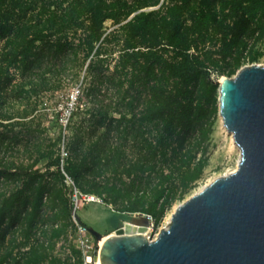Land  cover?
Returning <instances> with one entry per match:
<instances>
[{"label": "trees", "instance_id": "trees-1", "mask_svg": "<svg viewBox=\"0 0 264 264\" xmlns=\"http://www.w3.org/2000/svg\"><path fill=\"white\" fill-rule=\"evenodd\" d=\"M156 6L148 13L143 10ZM107 20L122 24L117 30L124 39L113 33L118 43L123 41L114 65L118 71L124 69L126 59L138 55L135 49L143 46L152 52L157 46L172 47V57L160 56L166 78L159 84L158 97H147L143 110L131 109L130 118L125 112L115 118L88 109L89 118L80 128L85 130L88 122L91 132H102L95 146L85 150L82 163L77 161L80 148L74 144L67 160L51 155L47 170L36 174L45 177L55 168L63 181L66 173L79 191L107 193L103 202H122L120 212L150 214L157 227L173 203L197 187L209 163L218 115V105L210 107L218 85L204 83L211 76L210 68L217 70L221 60L232 57L238 69L262 56L251 53V48L264 38V0H0L1 59L6 65L0 68V81L14 76L11 69L30 78L28 72L36 64L40 69L65 63L80 51L90 57L88 68L96 71L100 62L107 61L100 58L101 47L92 54ZM109 171L114 181H97ZM16 172L0 163V264H35L41 252L33 246L30 262L29 240L46 218L54 221L60 215L55 208L62 202L56 203L57 198L39 186L23 215L17 206L26 209L30 197L23 189L13 193L4 189ZM87 173L94 177L91 190L84 188ZM50 206L53 213L48 214ZM18 230L23 241H7L8 234ZM73 255L81 258V250L74 249Z\"/></svg>", "mask_w": 264, "mask_h": 264}, {"label": "rangeland", "instance_id": "rangeland-1", "mask_svg": "<svg viewBox=\"0 0 264 264\" xmlns=\"http://www.w3.org/2000/svg\"><path fill=\"white\" fill-rule=\"evenodd\" d=\"M158 8L159 6H156L143 10L148 13ZM121 25L115 24L112 20L104 23L100 40L95 43L92 54L101 47L100 58L107 57V61L100 62L96 71L88 68L90 57L86 58L84 52L80 51L76 58L70 56L65 63L56 62L54 65H43L40 69H36V64L28 72L30 78L22 76L14 69L10 70L13 77L1 78L0 163L10 166L11 173L19 171L8 179L9 184L4 186V189L9 193L23 189L25 195L30 197L26 209L23 205L17 206V210L23 215L29 212L35 190L39 186H43L52 194V197L57 198L56 203L62 202L55 208V214L59 212L60 215L54 221L46 218L43 225L36 230V236L32 235L29 240L30 262L33 258V246L39 253L41 252L39 262L35 264H81L82 259L73 255L74 249L79 250L77 229L81 222L85 224L86 221L91 224L85 225L89 228H96L95 230L103 237L115 233L125 223L143 225L149 229V224L143 215L145 212H120L118 209L123 205L122 202L116 205L103 202V199L105 201L107 199V193L100 195L96 192L80 191L82 194L96 196L102 201L92 203L79 201L77 207L73 184L63 181L57 169L52 168L45 177L36 174L37 171L44 173L47 170L51 155L67 160L74 144L80 148L77 147V153L79 152L77 161L82 163L81 158H84L85 150L87 151L89 146L93 145L91 148L95 146L102 132L101 129L97 133L91 132L87 128L88 122L85 123V130L80 128L84 120L89 118V114L85 113L88 109L96 108L115 118L119 117V113L125 112L130 118L128 113L131 109L141 112L144 105L146 106L147 97L151 100L158 97L159 84L163 83L166 78L163 72L166 65L160 56L172 57V47L157 46L151 49L152 52L143 46L138 48L140 50L135 49L138 55L126 59L124 69L121 68L118 71L114 69V65L120 57L123 41L120 40L118 43L113 33L116 32L123 36L122 32L117 30ZM120 39L123 40L124 36ZM250 43H252L251 40ZM1 49L2 45L0 47V68H4L6 65L1 59L3 54ZM256 51L262 56L252 64L264 65V38L257 41L251 48V53L255 54ZM246 65H251V63L246 62L237 69L232 57L221 60L217 70L210 68L211 76L204 83L211 81L219 87L218 82L221 78L234 77ZM77 91H80L78 99L71 111V94ZM218 98L219 91L216 96L210 97V107L215 108L219 105ZM69 111L73 113L70 117ZM240 158L241 151L235 144L232 134L222 124L218 114L211 135L209 163L197 187L190 191L183 200L175 201L163 220L157 227L155 225L153 232L150 229L145 232H148L146 237L150 240L156 239L159 232L168 227V219L178 205L214 179L235 171ZM61 170L64 173L63 167ZM93 178L91 175L86 178L88 182L85 184V189H93ZM114 179L109 171L100 176L97 181H114ZM47 208L48 214L53 213L51 206ZM75 213L81 219L79 223L75 219ZM23 230L25 232L24 227L21 230L22 233ZM93 238L96 244L97 239L94 236ZM8 240H11L13 244L23 241L19 230L17 233L11 231L8 234Z\"/></svg>", "mask_w": 264, "mask_h": 264}, {"label": "water", "instance_id": "water-1", "mask_svg": "<svg viewBox=\"0 0 264 264\" xmlns=\"http://www.w3.org/2000/svg\"><path fill=\"white\" fill-rule=\"evenodd\" d=\"M218 84L219 117L241 151L237 169L178 205L156 239L133 223L107 236L102 264H264V65Z\"/></svg>", "mask_w": 264, "mask_h": 264}, {"label": "built area", "instance_id": "built-area-1", "mask_svg": "<svg viewBox=\"0 0 264 264\" xmlns=\"http://www.w3.org/2000/svg\"><path fill=\"white\" fill-rule=\"evenodd\" d=\"M80 91H77L74 94H71V103L70 106L71 111L74 109V104L76 103L78 99V94ZM69 111V117L72 114V112ZM68 117V118H69ZM68 119L66 120L67 123ZM66 179L65 181L67 183H71L74 186V193L76 195V206H79V201L83 202L85 201L86 203H92V202H101L100 199L96 196H93L91 194H82L74 185L73 180L65 173ZM80 196V198L78 197ZM145 219L147 220L149 226L148 228L150 229L151 232H153L155 228V219L152 215L150 214H143ZM78 234H79V249L81 250L82 256V263L81 264H100L101 259H100V241L97 240V243L94 244V238L92 234L89 233L88 229L83 225L79 224L78 225Z\"/></svg>", "mask_w": 264, "mask_h": 264}, {"label": "bare ground", "instance_id": "bare-ground-1", "mask_svg": "<svg viewBox=\"0 0 264 264\" xmlns=\"http://www.w3.org/2000/svg\"><path fill=\"white\" fill-rule=\"evenodd\" d=\"M224 78H221V80H223ZM220 80V81H221ZM221 121H222V124L224 125V123H223V120L221 119ZM171 217H172V214L170 215V217H169V219H168V223L171 221ZM126 224V223H125ZM136 225V224H135ZM137 226H139V225H137ZM148 231H149V229H147ZM148 233V232H147ZM147 233L145 234V235H147ZM112 234H114V233H112ZM107 237H102L99 241H100V251H101V248H102V246H103V243H104V241H105V239H106ZM99 254H100V252H99ZM100 264H102V263H100Z\"/></svg>", "mask_w": 264, "mask_h": 264}, {"label": "crops", "instance_id": "crops-1", "mask_svg": "<svg viewBox=\"0 0 264 264\" xmlns=\"http://www.w3.org/2000/svg\"><path fill=\"white\" fill-rule=\"evenodd\" d=\"M85 224H87V225H91V224H89V223H88V222H86V221H85ZM92 227H93V226H92ZM93 228H94V227H93ZM93 228H92V229H93ZM95 229H96V228H95ZM95 229H94V230H95ZM108 236H109V235H108Z\"/></svg>", "mask_w": 264, "mask_h": 264}]
</instances>
